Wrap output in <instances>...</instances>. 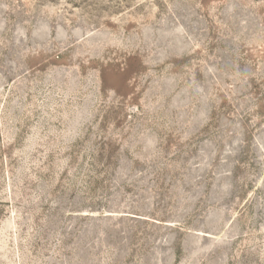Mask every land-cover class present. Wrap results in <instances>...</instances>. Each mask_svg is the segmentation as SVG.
Returning <instances> with one entry per match:
<instances>
[{"label":"rangeland","instance_id":"374dc122","mask_svg":"<svg viewBox=\"0 0 264 264\" xmlns=\"http://www.w3.org/2000/svg\"><path fill=\"white\" fill-rule=\"evenodd\" d=\"M0 264H264V0H0Z\"/></svg>","mask_w":264,"mask_h":264}]
</instances>
